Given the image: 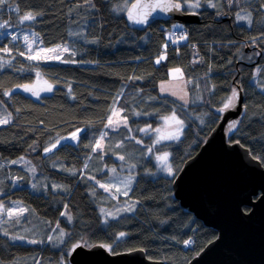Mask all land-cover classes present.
I'll list each match as a JSON object with an SVG mask.
<instances>
[{"label":"trees","instance_id":"16d2710c","mask_svg":"<svg viewBox=\"0 0 264 264\" xmlns=\"http://www.w3.org/2000/svg\"><path fill=\"white\" fill-rule=\"evenodd\" d=\"M16 2L20 5V13L11 12L5 7L0 9L4 19L10 18L12 24L16 25L18 15L29 10L42 11L43 15L37 16L35 22L26 21L18 28L39 33L40 39L45 42L43 46L47 48L67 42L76 55L65 52L63 58L82 63L41 62L39 71L54 91L40 94L39 99L21 90L15 91L10 98L0 95V99L5 101L0 109L10 112L13 117L9 124L0 125V157L3 158L0 162L5 163L4 168L0 169V199L19 200L26 207L34 209V215L25 217L20 225L35 232L23 234L21 227L19 232L28 239L43 241L37 244L13 242L0 234V262L57 264L63 258V264H67L71 245L81 238L92 245L111 243L115 233L124 231L128 235L114 245L116 252L139 248L148 258L162 260L164 264H186L217 232L179 206L173 197L172 180L183 162L198 150L217 123L220 114L215 113V109L222 106L221 98L229 96L234 85L244 89V105L248 107L243 109L237 128L228 130L227 139L230 142L239 141L264 166V91L260 88L264 83V74H261L264 72V41L259 39L264 31V23H261L264 12L257 7L264 0H247V4L243 5L246 8L251 5V25L237 23L235 13L238 7L228 6L226 0H219L220 7L217 9L208 8L205 4L199 10V21L184 26L188 40L176 45L166 39L164 27L169 24L154 21L142 30L129 28L123 18L124 12L112 9L113 4L122 0H92L95 9L75 7L83 0ZM70 8L73 11L70 12ZM70 31L82 32V35L70 36ZM253 37L257 38L255 45L252 44ZM93 40L96 42H86ZM10 42L11 37L4 36L0 38V47H11ZM166 42L169 43L166 49L168 58L156 65L155 57L164 51ZM19 50H25L21 42ZM194 52L203 58V63H192L197 59ZM256 52L262 55L256 56ZM13 54L15 61L12 66L0 69V84L4 89L14 88L16 84H29L37 77L35 70L17 72L16 69L28 67L34 62L19 56L17 49H13ZM0 56L8 58L4 53H0ZM172 67L184 69L187 79L197 78L200 87L216 85L215 95L210 97L206 91V107L202 103H193L187 109L193 120L188 121L189 127L179 141H163L162 144L168 147L157 145L159 152L170 153L168 162L175 175L168 176L157 171L155 155L158 153H152L151 158L142 154L141 150L146 152L144 145H150L155 139L152 133L145 136L133 131L131 135L143 139V144L126 141L124 148L107 152L104 158L106 162L116 163L117 155H125L129 157V162L137 165L132 190L126 197L135 201L136 207L133 212L121 214L115 220L108 218V223L103 224L97 204H114L113 199L95 185V181L85 183L81 175L73 176L61 168H83L85 157L91 153L85 145L95 143L93 136L99 137V129L107 122L108 109L122 88L124 94L117 107L146 110L149 113L159 110L158 116L130 115L129 127H161V117L170 115L171 109L180 104L174 98L158 92V83L167 78L168 70ZM210 67L213 69L211 72ZM258 68L261 72L253 76ZM129 77L143 78L129 80ZM188 90L192 97L198 94V89L192 85H188ZM150 96H163L164 100L152 101L149 100ZM209 112L214 115V122L204 115ZM180 116L186 119L182 112ZM201 116L204 123L196 118ZM85 126L89 127L88 134L81 137L78 146L65 142L52 153L43 152V147L53 143L58 136H65ZM106 131L109 132L104 142L106 150L109 142L114 145L129 135L125 128L115 132ZM34 141L39 147L32 151L29 146ZM20 157L36 166L33 179L27 168L6 162ZM93 174V169L84 172V176ZM94 175L98 180L103 177L99 173ZM13 176H24L25 179L13 184ZM32 183L38 184V190L32 189ZM53 184L64 187L54 191ZM93 188L96 196L91 195ZM64 204H68V210L74 217L71 224L60 215L65 211ZM58 220L60 226L73 235L66 237V243L54 247L47 242V234ZM6 229L10 234L19 233L10 227ZM189 239L191 243L185 246L183 241Z\"/></svg>","mask_w":264,"mask_h":264},{"label":"snow or ice","instance_id":"6c2138e0","mask_svg":"<svg viewBox=\"0 0 264 264\" xmlns=\"http://www.w3.org/2000/svg\"><path fill=\"white\" fill-rule=\"evenodd\" d=\"M226 3L228 6H237L238 10L235 13V20L237 22L239 21H246L249 25L253 23L252 19V13L249 10L251 5H248V7H243V5L247 4V0H226ZM207 5L208 8L217 9L220 7L219 0H135V2H131V0H122V2L113 4L112 9L115 12H126L127 13V20L129 23L138 25V26H151V23L153 20L151 19L153 17V14H156L159 16L160 13H163L165 15L180 13V14H188V15H200V9ZM88 6L92 9H95L96 5L92 2V0H83V3H77L75 7H84ZM7 7L11 12L20 13V5L16 2V0H0V9H3ZM38 7V6H35ZM257 7L264 12V2H261L257 5ZM69 11H73V9H69ZM42 11H32L29 10L22 15H18L17 24L13 25L11 22V19H4L2 12H0V29H9L13 28L16 29L18 25L24 24L26 21L35 22L37 16H42ZM217 15H223V13H217ZM261 23H264V20L261 21ZM172 29H180L181 35L179 39L181 41H187L188 40V33L184 30V26L182 23L177 22L173 23L171 25ZM164 30L162 29V32ZM70 36H80L82 35V32H75L70 31L68 33ZM4 36H10L11 37V47L9 46H2L0 47V53H4L8 56L6 59L5 56H0V69L12 66V64L15 61V55L13 54V49H17L18 55L21 57H25L27 61L34 62L33 65H30L28 67H21L16 69L17 72H24V71H33L35 70V74L37 78L39 79L42 76V73L39 71L40 63L41 62H60L63 64H77L82 63L78 62L75 59H65L63 58V53L65 52H71L72 56L76 55L75 51L71 50V47L67 42L63 44L55 45L53 48H47L44 47V41L40 39V34L33 31L31 32V35L28 33H23L22 35H17V32L11 31V32H4L2 33ZM173 33L169 30L167 32V40L175 43V41L172 39ZM143 39V38H141ZM252 44L255 45L257 43V38L253 37ZM262 41H264V31L261 32V36L259 37ZM23 41L24 49L25 50H19V44L20 41ZM39 42V43H38ZM88 43H95L96 41H86ZM169 46V43H165L164 45V51H162L156 58L155 64L160 65L163 61L167 60V47ZM193 48L195 49L196 46L193 45ZM59 52L58 55H51L49 53H55ZM256 56H261V52H256ZM194 56L197 57V59H194L192 63H203V58L199 57L198 52H194ZM139 59V58H138ZM251 59V57H249ZM213 69L210 67L209 71L211 72ZM257 72H261V69H256V71L253 72V76L256 75ZM261 74H264L262 72ZM168 76L171 77V81H181L182 82V88L181 91L183 94H179L177 91L173 90V87L166 86L171 85V81L162 83L160 87L161 93H169L172 96H177L179 101H182V103L179 104L178 107H173L171 109V114L162 116L161 120L163 121V124L161 127L153 128L151 125H146L145 127L141 128H130L129 127V116H158L159 110H157L154 113H149L146 110L145 111H136L135 109H128L127 107H117L118 103L120 102L121 95H123V88L120 90V92L116 95L115 99L113 100L112 105L108 109L107 114V122L103 124V128L99 129V137L93 136L92 139L95 141L94 144H87L85 145V148H89L91 150V153H95L99 159L102 161L105 158L106 152H111L113 149L119 150L124 148L126 141H135L136 145L143 144V139H137L135 136H132L131 133L133 131L138 133H143L145 136H148L150 133L155 135V139H152V142L150 145H144V148H146V152L142 151V154L149 155V158H151L152 153H158L155 155L156 160V168L159 171H164L168 174V176L175 175L174 169L171 166V164L168 162V158L170 156L169 152H159V149L157 148V145H160L161 147H168L169 145L162 144L163 141H179L181 136L184 134V132L189 127L188 121L193 120V116L191 113L187 111L188 108L192 106L193 103H202L205 107L207 106V101L204 100V97L195 94L194 97L190 98L187 90V85H192L194 88L199 89L200 88V81L195 77H189L187 80L184 79L185 77V70L181 69L180 67H174L171 68L168 72ZM207 76V74H206ZM143 77H129V80H138L142 79ZM260 88L262 91H264V83H261ZM17 90H22L24 93H30L32 96L36 97L37 99L40 98V92H53L54 89L51 85H48L45 88H41L39 91H37L34 87L28 85V84H16L14 88H7L4 89V86L0 84V95L3 97H12ZM216 90V85H212L211 88L205 87L204 91H207L209 96H214ZM244 91L242 87H239L237 85H234L231 88L230 95L226 98H221V107H218L215 109V113L221 114V118H223V114L226 110L234 109L236 107L237 101L241 99V93ZM71 93V89H70ZM69 93V94H70ZM75 99V97H73ZM149 100L152 101H160L164 100L163 96H150ZM167 103V101H164ZM173 103H176V101H173ZM5 101L0 99V106L4 105ZM248 105H244V108L247 109ZM17 111H21L20 109H17ZM183 113V115L186 117V119H182L180 116V113ZM204 115H208L209 118L214 122V115L209 113H204ZM197 119L201 120V123H204L202 116L196 117ZM13 117L10 112L4 111L3 114H0V125H6L12 122ZM43 123V121H41ZM240 123L239 118L236 120H233L229 123L228 130L231 131L233 129L237 128V125ZM121 128L127 129L129 135L126 137H122L121 140L114 145L109 142L107 150L105 149V140L109 137V132L107 130L111 131H117ZM89 131V127L85 126L83 128H76L75 131H72L70 136H58V138L55 139V142L50 143L48 146L43 147V152L45 154L52 153L54 150H57L58 147L62 145V142L65 140H70L72 142H75L76 146L79 145L80 139L82 136H87ZM151 139V137H149ZM239 143V141H237ZM32 151L36 150V147H39V145L36 144V142H33V145L29 146ZM91 153L85 157V162L83 165V168L77 170L75 168L72 169H64L61 168L62 171H68L73 176L75 175H81L84 177L85 183L88 181H95V185H98L100 189H103L105 193H108L111 199L115 200L116 195H123L125 197H128L129 192L132 190V183L135 179L134 169L137 167L136 164H128L127 159L129 157H126L125 155H117V158L124 162L125 166L129 168V173L126 176L120 177V175L117 173V169L115 167L107 169L108 173H111L110 176H108V180L106 182H101L100 180L96 179V176L88 175L84 176L85 170H91L89 161L93 159ZM113 154H116L115 152ZM258 159V157H254ZM3 158L0 157V160ZM25 163L27 166V171L33 175H35L37 168L35 165H32L30 161L25 160L24 157H20L17 160L7 161V163L11 164H17V163ZM5 166V163L0 162V169H3ZM97 172L104 174L105 168L97 167ZM25 179L24 176H13L11 177L13 184H19L21 181ZM0 185H2V181H0ZM32 189L38 190V184L32 183ZM63 185L53 184L52 188L53 190H58L60 188H63ZM113 189L115 190V194H113ZM2 190V189H0ZM92 196H96L95 189L93 188V191L91 193ZM13 206L9 207L4 200L0 199V217H6V218H0V234H2L5 237H8L11 241H21V242H27L30 244H37L41 243L43 241L37 240V239H28L24 235L19 234H10L9 231L3 227V225L8 224L9 222H14V224H20L21 220L20 218L24 216L26 212L28 213H34V209H30L29 207L22 206L21 201H12L11 202ZM136 202L129 203L128 201L122 202L121 206H114L113 209H106L105 207H100L99 212L101 213L103 219L102 223L107 224L108 219L111 218L115 220L117 217L120 216L122 212H133L135 208ZM65 211L61 212L60 215L62 217H66L67 222L71 224L73 222V215L68 210L69 206L68 204H64ZM29 229H25V231H28ZM72 233L67 232L64 228L60 226V221L58 220L55 227L51 229V232L47 234V242L52 244L54 247L58 246L59 244H64L67 242V238L72 237ZM115 239H111V243H100L98 245H92L89 244L85 239L81 238L80 240L76 241L71 245V248L69 249L67 255H71L76 249L81 247H94L99 246L104 248L106 251L110 252L111 254L115 255L118 254L115 251L114 245H118L119 242L122 240V238L126 237L128 233L124 231H120L118 233H115ZM184 245L187 246L191 243V239L183 241ZM2 264V262H0ZM36 264H40L39 261L36 262ZM57 264H63V258H61L60 261L57 262Z\"/></svg>","mask_w":264,"mask_h":264},{"label":"water","instance_id":"95a60500","mask_svg":"<svg viewBox=\"0 0 264 264\" xmlns=\"http://www.w3.org/2000/svg\"><path fill=\"white\" fill-rule=\"evenodd\" d=\"M123 18L129 28L147 27L129 23L126 12ZM151 19L188 26L197 23L199 16L160 13L153 14ZM243 109L242 92L236 107L226 110L223 118L220 114L198 150L183 162L172 180L173 197L179 206L217 232L186 264H264V166L247 147L227 139L229 123L240 119ZM117 253L113 255L99 246L81 247L68 255V261L164 264L162 260L148 258L139 248Z\"/></svg>","mask_w":264,"mask_h":264},{"label":"rangeland","instance_id":"374dc122","mask_svg":"<svg viewBox=\"0 0 264 264\" xmlns=\"http://www.w3.org/2000/svg\"><path fill=\"white\" fill-rule=\"evenodd\" d=\"M236 21V20H235ZM237 22V21H236ZM246 23V24H248L246 21H239V22H237V23ZM173 23H171V24H169V25H166L164 28H165V36H166V39H167V32L170 30L171 32L173 31V30H177V29H172L171 28V25H172ZM20 26V25H19ZM16 32H17V35H22L23 33H28L29 35H31V30H23L22 28H18V26H17V28L16 29H14ZM13 30V31H14ZM12 31V28H9V29H0V38H2V37H4V35H2V33H4V32H11ZM10 37V36H9ZM179 37L180 36H178V38H176V37H172V39L175 41V43H172L173 45H176V44H178V43H180V42H182L180 39H179ZM168 41V40H167ZM21 42V44L23 45V41L21 40L20 41ZM24 46V45H23ZM49 48H53V47H49ZM49 54H51V55H56V52L55 53H49ZM156 58L157 57H155V60H156ZM172 68H174V67H172ZM171 69V68H170ZM169 69V70H170ZM169 70H168V72H169ZM184 79L185 80H187V78H186V76L184 77ZM169 81H171V77H169V76H167V78L166 79H164V80H162V81H160L159 83H158V92H159V94H161V95H166V96H169V97H172V98H174L175 100H177V101H179L178 100V97L177 96H172L171 94H170V92L169 93H161L160 92V87H161V84L162 83H166V82H169ZM28 85H30V86H32V87H34L37 91H39L41 88H45V87H47L48 85H50L49 84V82L43 77V76H41L39 79L36 77L35 78V80L34 81H32V82H30ZM166 86H171V87H173V90H175V91H177L179 94H183V92L181 91V88H182V82L181 81H171V85H167L166 84ZM204 89H205V87L203 86V87H200L199 89H198V94L199 95H201V96H205V93H206V91H204ZM187 90H188V85H187ZM22 91V90H21ZM46 93H49V92H40V94H46ZM30 94V93H29ZM188 94H189V90H188ZM189 97L190 98H192V96L189 94ZM180 103H182V101H179ZM4 112H3V110L2 109H0V114H3ZM162 123H163V121H162ZM162 126V125H161ZM73 131H75V130H73ZM70 134H71V132L69 133V134H67V135H65V136H70ZM55 142V141H54ZM65 142H68V143H75V142H72V141H70V140H65V141H63L62 142V144L63 143H65ZM91 155H92V157H93V159L91 160V161H89V164H90V169H93L94 170V174H96V173H99V172H97V167H100V168H105V173L103 174V177L101 176V178L102 179H99L101 182H106L107 180H108V176H110L111 175V173H108L107 172V169H110V168H113V167H115L116 169H117V173L120 175V177H123V176H126V175H128V173H129V168L127 167V166H125V164H124V162H122V161H120L117 157H115V160H117L118 162H116V163H113V162H106L104 159L101 161L100 159H99V157L95 154V153H91ZM106 155H107V152H106ZM105 155V156H106ZM18 159V158H17ZM17 159H13V160H17ZM7 162V161H6ZM127 163L128 164H133V163H131V162H129L128 160H127ZM17 165H20V166H22V168H27V166H26V164L25 163H23V162H21V163H17ZM135 170H136V168L133 170L134 171V174H135ZM157 171H159V170H157ZM159 172H161V173H164V174H167L166 172H164V171H159ZM36 174V173H35ZM99 174H101V173H99ZM34 175L33 174H31V179H33L34 177H33ZM134 181V180H133ZM113 194H115V190L113 189ZM116 195V199L115 200H113L114 201V204H108V205H101V204H97V208H98V211H99V208L100 207H105L106 209H113L114 208V206H121V204H122V202H124V201H128L129 203H131V202H135V201H132V200H128V199H126V197L125 196H123V195H119V194H115ZM12 201H19V200H5L4 202L9 206V207H11V206H13L12 205ZM101 205V206H100ZM22 206H25V205H23L22 204ZM135 207H136V203H135ZM135 209V208H134ZM124 213H131V212H122L121 214H124ZM120 214V215H121ZM34 214L33 213H28V212H26L25 214H24V216L23 217H21L20 218V220L21 221H24L25 220V217H27V216H33ZM100 216H101V221H103V219H105L104 217H102V215H101V213H100ZM0 218H6V217H0ZM108 219V218H107ZM3 227L4 228H8V227H10V228H12V229H14L16 232H19L20 231V227H21V225L20 224H14V222H9L8 224H6V225H3ZM21 228H23V229H21V231L20 232H22L23 234L24 233H28V234H30V233H33V232H35V231H30V230H28V231H25V229H28L27 227H21ZM23 230V231H22ZM20 232L19 233H17V234H19L20 235ZM67 264H70L69 263V261H68V263Z\"/></svg>","mask_w":264,"mask_h":264},{"label":"built area","instance_id":"2783aa9c","mask_svg":"<svg viewBox=\"0 0 264 264\" xmlns=\"http://www.w3.org/2000/svg\"><path fill=\"white\" fill-rule=\"evenodd\" d=\"M184 30L186 31L185 28H184ZM172 33H173V36L176 38H178V36H180L182 34L180 29L174 30Z\"/></svg>","mask_w":264,"mask_h":264},{"label":"crops","instance_id":"0c3cea01","mask_svg":"<svg viewBox=\"0 0 264 264\" xmlns=\"http://www.w3.org/2000/svg\"><path fill=\"white\" fill-rule=\"evenodd\" d=\"M163 124V123H162Z\"/></svg>","mask_w":264,"mask_h":264}]
</instances>
